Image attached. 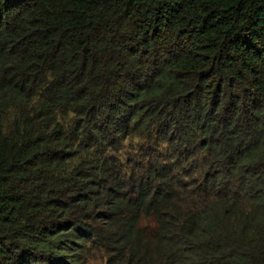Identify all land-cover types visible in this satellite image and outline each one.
<instances>
[{"label":"trees","instance_id":"obj_1","mask_svg":"<svg viewBox=\"0 0 264 264\" xmlns=\"http://www.w3.org/2000/svg\"><path fill=\"white\" fill-rule=\"evenodd\" d=\"M264 264V0H0V264Z\"/></svg>","mask_w":264,"mask_h":264},{"label":"rangeland","instance_id":"obj_2","mask_svg":"<svg viewBox=\"0 0 264 264\" xmlns=\"http://www.w3.org/2000/svg\"><path fill=\"white\" fill-rule=\"evenodd\" d=\"M94 245H92L88 240L85 244H80L81 253L79 255L78 264H109V258H111L112 254L110 252H106L105 249ZM64 260L67 264L72 263L69 258Z\"/></svg>","mask_w":264,"mask_h":264}]
</instances>
